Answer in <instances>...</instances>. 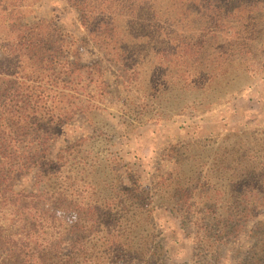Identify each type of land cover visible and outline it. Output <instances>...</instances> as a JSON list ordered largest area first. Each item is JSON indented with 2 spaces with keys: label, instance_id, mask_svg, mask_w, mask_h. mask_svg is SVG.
Instances as JSON below:
<instances>
[{
  "label": "trees",
  "instance_id": "obj_1",
  "mask_svg": "<svg viewBox=\"0 0 264 264\" xmlns=\"http://www.w3.org/2000/svg\"><path fill=\"white\" fill-rule=\"evenodd\" d=\"M34 1L0 0V264H164L156 208L190 233L192 264L240 238L231 264H264V128L171 145L149 188L116 154L91 155L106 133L91 116L113 99L127 129L247 86L264 65V0H65L80 45L26 20ZM75 116L91 134L54 152Z\"/></svg>",
  "mask_w": 264,
  "mask_h": 264
},
{
  "label": "rangeland",
  "instance_id": "obj_2",
  "mask_svg": "<svg viewBox=\"0 0 264 264\" xmlns=\"http://www.w3.org/2000/svg\"><path fill=\"white\" fill-rule=\"evenodd\" d=\"M29 8L30 15L26 20L33 22L39 18H51L75 45L79 44L84 29L76 12L65 0H35ZM253 72L252 80L247 86L204 111L188 109L168 119H143L127 129L121 124V120H129L133 114L122 115L118 110L117 100H111L104 112H96L91 116L95 125L101 128L102 132H106L103 136H95L91 155L97 153L99 157H109L107 152L116 154L120 157L119 174L123 176L128 171L132 172L139 178L142 187L149 188L154 180L155 169L158 166L163 169L171 166L167 157V149L171 145L214 138L232 131L264 128V65ZM108 79L114 78L109 76ZM89 134V125L79 116H75L63 127L53 151L62 147L65 141ZM87 148L88 145L84 149ZM31 182V178L27 177L21 185L29 187ZM44 204L47 207V201ZM152 216L160 232V246L165 251L164 264H192V237L187 229L184 232L185 228L175 218V214L156 208ZM246 242L245 238H240L228 245L217 264H231L230 255L233 250L238 245L246 248ZM116 264L135 263L126 261Z\"/></svg>",
  "mask_w": 264,
  "mask_h": 264
}]
</instances>
